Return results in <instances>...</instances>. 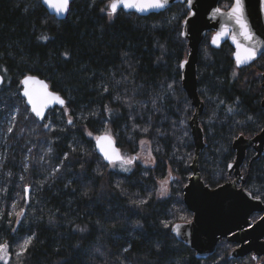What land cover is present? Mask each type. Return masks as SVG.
<instances>
[{
    "label": "trees",
    "instance_id": "1",
    "mask_svg": "<svg viewBox=\"0 0 264 264\" xmlns=\"http://www.w3.org/2000/svg\"><path fill=\"white\" fill-rule=\"evenodd\" d=\"M107 3L72 0L66 20L58 21L40 0H0V243L9 245L10 264H245L229 261L232 248L224 241L198 260L171 232L192 220L182 201L195 158L194 108L180 67L188 56L186 4L148 17L120 11L110 20L100 11ZM211 37L197 68L206 142L199 164L202 181L215 189L229 181L234 141L264 129V55L236 70L232 47L213 49ZM26 76L48 83L65 107L37 121L21 97ZM109 130L122 155H137L147 140L155 167L111 169L88 135ZM254 157L249 149L244 189L264 203V157L250 164ZM169 170L180 181L157 202L156 182ZM139 200L147 202L133 203Z\"/></svg>",
    "mask_w": 264,
    "mask_h": 264
},
{
    "label": "water",
    "instance_id": "2",
    "mask_svg": "<svg viewBox=\"0 0 264 264\" xmlns=\"http://www.w3.org/2000/svg\"><path fill=\"white\" fill-rule=\"evenodd\" d=\"M226 1L229 0H191V4H189V0H169L167 6L159 10L139 12L135 9H124L122 6L117 10V12L123 11L127 14L134 13L140 17H148L164 13L172 5L186 4L189 12L188 17L182 25V38L187 42L188 56L185 60L187 63L181 68V78L182 88L194 108V114L189 126L195 146V158L190 167L192 177L183 189L182 201L186 210L192 215V220L190 222L175 224L180 226L179 232L173 231L175 225L172 227L171 232L179 242L189 247L195 253L198 260H206L212 257L216 253L219 243L223 240L240 245L237 250L231 253V259H241L251 253L255 258L264 255V244L261 242L264 239V219L254 226L250 222L254 214L264 212V206L260 200L254 199L252 195L244 191L246 179L243 180L241 174V167L245 162L247 150L252 149L255 153L252 162L264 157V129L252 139L240 137L234 141L233 150L236 158L231 167H229V176L232 177L231 181L218 188L211 189L202 181L199 170V159L206 147V142L203 129L200 125V118L205 106L198 94L197 68L200 58V48L206 35L213 34L210 41V46L213 49L218 50L225 43H228L232 47L233 60L237 69L249 67L264 55V2L262 0H244L245 17L247 18L250 30L254 33L256 40L260 42V46L254 60L247 65L242 64L238 67L235 57L237 48L232 42V35L235 31L239 39V28L227 15L231 11L235 0H233V5L227 11L220 9V3ZM40 2L50 16L55 17L58 21L66 20L69 11L64 15H57L54 7L44 4L43 0H40ZM71 2L72 0H70L69 8ZM52 4H59V0H52ZM217 9H219L218 12ZM225 28L228 31L227 35L222 34ZM218 35L219 38L216 43H213V38ZM253 42L255 43L256 41L254 40ZM243 55L244 53L241 49V56ZM0 78L3 79V83H0L1 88L4 85V78L2 75H0ZM36 79L43 81L38 77ZM262 80L264 92V74ZM43 82L48 85L49 92H54L48 83ZM30 87L33 89L38 103L46 99L43 96V88L40 84H32ZM23 91L24 85L21 84V97L31 115L39 122H42L50 111L56 108L62 109L66 105L65 102L62 107L48 100L47 107L44 109V119L41 120L31 111V105L28 104ZM261 106L264 109V99ZM94 146L97 155L108 164L97 147L96 141H94ZM115 147L118 148L116 142Z\"/></svg>",
    "mask_w": 264,
    "mask_h": 264
},
{
    "label": "snow or ice",
    "instance_id": "3",
    "mask_svg": "<svg viewBox=\"0 0 264 264\" xmlns=\"http://www.w3.org/2000/svg\"><path fill=\"white\" fill-rule=\"evenodd\" d=\"M95 2V0H93ZM169 0H108V3L105 5V7H102L100 9L101 13H107V16L109 19H111L116 13L118 8L121 6L124 9H135L139 12H144L146 10H159L163 9L167 6ZM264 2V0H262ZM43 3L48 5L49 7H54L57 15H64L69 11V3L70 0H59V4L53 5L52 0H43ZM189 4H191V0H189ZM219 9H217V12ZM245 5L244 0H235L234 5L231 8V11L227 13L228 17L235 22V24L239 28V39L237 38V35L235 34V31L232 35V42L236 45L237 52L235 53L236 57V64L239 67L240 65L249 64L252 60L256 58L257 50L260 46V42L256 40L254 33L250 30L249 24L247 21V18L245 17ZM223 35H227L228 31L227 28H225ZM219 38V35L217 37L213 38V43H216L217 39ZM41 39L47 40L48 37L42 36ZM256 41L255 43L253 41ZM241 49L243 50L244 55L241 56ZM65 56H67V53H65ZM187 61H184L180 65L181 68L184 67V64H186ZM236 73L233 72V76H235ZM0 83H3V79L0 78ZM21 84L24 85V91L23 95L27 98V102L29 105H31V111L35 114V116L39 119H44V109L47 107V101L51 100L53 103H57L60 106H64L65 101L62 99L58 94L54 92L48 91V85L45 84L43 81H38L36 77L34 76H26L22 81H20ZM32 84H40L43 88V96L46 98L43 102L38 103L37 99L34 96L33 89L30 87ZM171 87V85H169ZM105 91L108 89L105 88ZM229 112L233 111L231 107H229ZM65 112H67V109L65 108ZM72 119L69 117L68 123L72 124ZM47 127L48 125H44ZM9 132L12 131L11 128L8 129ZM145 132L148 131V129H144ZM89 136H92L93 134L91 132L88 133ZM97 142V147L99 148L101 154L103 155L104 159L108 162L109 165H112L115 167L117 164H119L120 169L122 171H130V165L133 164V162L139 158V155L137 156H127L122 155L120 153V150L115 147V141L111 135L110 130L106 131L103 136H96L94 137ZM147 142L144 140L140 141L141 148L143 150V146ZM151 153L149 152V156ZM67 159V155L64 157ZM231 167V165H229ZM59 171V169H56ZM169 177H171V172H169ZM167 180L160 181V191L161 194H164L167 192ZM27 192L28 190L25 189ZM145 200H139V201H133V203H136L137 205H142L146 203ZM23 215V211L16 213L17 217H20ZM183 219V217H182ZM19 222V221H17ZM165 227H168L167 224H165ZM180 226L175 225L173 228V231L179 232ZM83 231V229H81ZM32 242V237H29L23 241L22 244L19 245V250L17 251L16 255L18 257L22 256L24 252L27 251L28 246ZM8 243H0V260H4L5 264H7L6 260V253L8 250Z\"/></svg>",
    "mask_w": 264,
    "mask_h": 264
},
{
    "label": "rangeland",
    "instance_id": "4",
    "mask_svg": "<svg viewBox=\"0 0 264 264\" xmlns=\"http://www.w3.org/2000/svg\"><path fill=\"white\" fill-rule=\"evenodd\" d=\"M232 5H233V0H229ZM223 3V2H221ZM231 5V6H232ZM229 7H224L222 10H225L227 11ZM229 10V9H228ZM106 16H107V13L105 12ZM108 17V16H107ZM114 17V16H113ZM113 17L110 19L112 20ZM109 18V17H108ZM208 35V34H207ZM211 41V40H210ZM236 70H239L236 68ZM255 71V70H254ZM256 73V78H260L262 76L261 72H258V71H255ZM236 75H235V78H237L238 74L237 72H235ZM263 81V80H262ZM20 88H21V84H20ZM264 99V98H263ZM263 101V100H262ZM112 135V134H111ZM94 141L95 138L93 136H90ZM113 137V136H112ZM146 141L147 143L143 146V150L141 148V144L139 143V152L137 155H139V158L136 159L132 165H141L142 167L144 168H154L155 165H156V160L154 159V156L152 154V150H151V145L150 143L147 141V140H144ZM149 152L151 153V155L149 156ZM254 152V151H253ZM203 153V152H202ZM135 155V156H137ZM202 155V154H201ZM201 157V156H200ZM111 169H113L114 167L112 165H109L107 164ZM199 169H200V165H199ZM169 172H171V170L168 171V174L166 176L165 179L163 180H167L168 181V184H167V192L164 193V194H161V191H160V181L162 180H159L156 182V192H155V200L157 202H161V201H164L166 199H168L171 195H172V188H174V184L173 183H177L179 182L180 180L173 175V173L171 172V177H169ZM264 204V203H263ZM189 213V212H188ZM230 248H233V246H231ZM229 248V249H230ZM9 253V249L7 250V253H6V260H7V264H10V255L8 254ZM0 264H5V261L4 260H0Z\"/></svg>",
    "mask_w": 264,
    "mask_h": 264
},
{
    "label": "flooded vegetation",
    "instance_id": "5",
    "mask_svg": "<svg viewBox=\"0 0 264 264\" xmlns=\"http://www.w3.org/2000/svg\"><path fill=\"white\" fill-rule=\"evenodd\" d=\"M213 35V34H212ZM212 38V37H211ZM245 163V162H244ZM250 164H251V162H250ZM244 165V164H243ZM242 165V166H243ZM242 168V167H241ZM241 174H242V178H243V180L244 179H247V177H245L244 175H243V172H242V170H241ZM232 180V177H230L229 176V181H231ZM228 181V182H229ZM255 199V198H254ZM262 202V201H261ZM263 204V203H262ZM263 206H264V204H263ZM262 219H264V212H262L261 214H254L252 217H251V219H250V222H251V224L254 226L255 224H257L258 222H260ZM224 242H226L227 244H229V245H231V246H233V248L231 249V252L229 253V261H243L245 264H264V255H262L261 257H259V258H255L254 256H253V254L251 253V254H249V255H247V256H245V257H243V258H241V259H231L230 258V255H231V253L233 252V251H235V250H237L239 247H240V245H235V244H232V243H230V242H227V241H225V240H223ZM263 244H264V239L261 241ZM221 243V242H220Z\"/></svg>",
    "mask_w": 264,
    "mask_h": 264
},
{
    "label": "bare ground",
    "instance_id": "6",
    "mask_svg": "<svg viewBox=\"0 0 264 264\" xmlns=\"http://www.w3.org/2000/svg\"><path fill=\"white\" fill-rule=\"evenodd\" d=\"M247 151H248V150H247ZM247 151H246V152H247ZM245 157H246V155H245ZM199 163H200V159H199ZM251 163H252V161H251ZM199 165H200V164H199ZM199 170H200V169H199ZM191 172H192V171H191ZM191 177H192V176H191ZM206 186H207V185H206ZM208 187H209V186H208ZM243 189H244V188H243ZM244 191H245V189H244Z\"/></svg>",
    "mask_w": 264,
    "mask_h": 264
}]
</instances>
